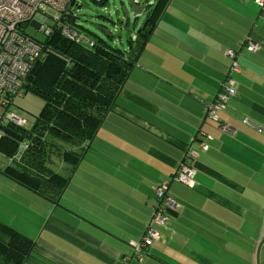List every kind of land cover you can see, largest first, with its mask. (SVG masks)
Listing matches in <instances>:
<instances>
[{"label": "crops", "instance_id": "obj_1", "mask_svg": "<svg viewBox=\"0 0 264 264\" xmlns=\"http://www.w3.org/2000/svg\"><path fill=\"white\" fill-rule=\"evenodd\" d=\"M247 37L256 50L243 47ZM229 49L240 51L236 92L215 120L203 108L228 74ZM188 158L193 186L173 178ZM0 174L15 186L10 198L0 194L12 202L13 219L0 212V222L25 238L23 264H123L158 202L153 186L163 181L176 206L142 260L130 264H257L264 248V11L256 0H167L65 187Z\"/></svg>", "mask_w": 264, "mask_h": 264}, {"label": "trees", "instance_id": "obj_2", "mask_svg": "<svg viewBox=\"0 0 264 264\" xmlns=\"http://www.w3.org/2000/svg\"><path fill=\"white\" fill-rule=\"evenodd\" d=\"M166 2L153 0L139 25L138 21L124 23L120 16L109 19L112 29L99 23L95 26L102 35L92 38L76 27L79 15L75 7L80 3L72 0L65 21L82 40L71 42L56 30L43 41L33 37L45 44L44 56L34 65L23 89L40 96L43 105L30 127L3 125L0 153L9 158L4 173L20 182L44 186L51 181L58 189L65 187L86 143L137 63ZM26 249L25 238L0 222V264H23Z\"/></svg>", "mask_w": 264, "mask_h": 264}, {"label": "built area", "instance_id": "obj_3", "mask_svg": "<svg viewBox=\"0 0 264 264\" xmlns=\"http://www.w3.org/2000/svg\"><path fill=\"white\" fill-rule=\"evenodd\" d=\"M72 0H0V136H3V125L7 123L22 126L25 120L13 110L16 97L24 95L23 84L31 73L36 62L44 56L45 44L33 38L26 31L28 24L38 22L40 30L49 36L54 30L65 39L74 42L82 36L65 21ZM264 11V0H256ZM51 12L52 24L44 26V21ZM247 51L257 49V44L249 37L242 42ZM240 51L229 49L226 55L231 59L228 74L212 102L205 103L203 113L206 117L217 119V112L225 108L228 100L236 92V83L232 77L239 72L238 54ZM223 131L233 132L231 127L221 125ZM205 142L200 143L206 149ZM196 170L190 159H184L175 170L173 178L188 185L195 183ZM157 204L143 235L134 246L132 256H125L123 264H130L132 259L140 262L149 246L158 238V227L165 226L167 210L174 209L176 204L168 195V182L163 181L153 186Z\"/></svg>", "mask_w": 264, "mask_h": 264}, {"label": "rangeland", "instance_id": "obj_4", "mask_svg": "<svg viewBox=\"0 0 264 264\" xmlns=\"http://www.w3.org/2000/svg\"><path fill=\"white\" fill-rule=\"evenodd\" d=\"M80 3V6L75 7L76 4L73 5L76 10L77 16L76 27L87 37L95 38L94 35L101 36V31L95 26L99 23H106L109 25L110 29L113 28V25L109 23V19L116 20L118 16L121 18L125 17V12L123 7L128 8L129 4L127 0H105V2H97L96 0H77ZM143 14V13H142ZM142 14L138 15V17L134 20L133 12L129 13V24L132 22L138 21V25L143 22L145 18L141 16ZM52 24V17L51 12L48 13V17L44 21V26H50ZM84 27V29H83ZM115 29H118L115 25ZM26 31L29 35L35 37L36 39L43 41L45 39V33L40 30L38 22H32L28 24L26 27ZM125 33L123 34V40H125ZM236 51V50H235ZM43 105V99L38 96L36 93L32 91H26L23 96H18L15 99L13 104V110L16 112L18 116L25 120L24 127H30L33 121L35 120L36 116L38 115L41 107ZM9 162V158L2 153H0V166L4 169L5 165ZM15 186H7V182L5 177L0 174V194L9 196V198L14 194ZM0 212L4 214V212L9 213L8 217L10 220L13 219V212H12V202L11 201H4L0 196ZM264 234V233H263ZM262 235L259 238L258 244L263 239ZM257 244V246H258ZM261 246V253H259L260 260L258 264H264V248ZM257 250V248H256ZM260 262V263H259Z\"/></svg>", "mask_w": 264, "mask_h": 264}, {"label": "water", "instance_id": "obj_5", "mask_svg": "<svg viewBox=\"0 0 264 264\" xmlns=\"http://www.w3.org/2000/svg\"><path fill=\"white\" fill-rule=\"evenodd\" d=\"M128 1V4H129V7L126 8V7H123V10L125 12V17H124V23H127L128 20H129V13L130 12H133L134 14V20L138 17V15L142 14L145 12V10H147V8L153 4L152 1L150 0H127ZM264 240V237L263 239L261 240L259 246L262 244V241ZM259 246H258V249H259ZM258 264V262H257Z\"/></svg>", "mask_w": 264, "mask_h": 264}, {"label": "flooded vegetation", "instance_id": "obj_6", "mask_svg": "<svg viewBox=\"0 0 264 264\" xmlns=\"http://www.w3.org/2000/svg\"><path fill=\"white\" fill-rule=\"evenodd\" d=\"M149 8H150V6L147 8V10H145V12H146V11H148V10H149Z\"/></svg>", "mask_w": 264, "mask_h": 264}]
</instances>
